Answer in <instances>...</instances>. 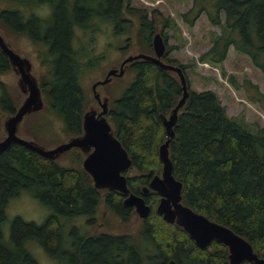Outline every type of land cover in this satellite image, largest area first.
I'll use <instances>...</instances> for the list:
<instances>
[{
  "label": "trees",
  "instance_id": "16d2710c",
  "mask_svg": "<svg viewBox=\"0 0 264 264\" xmlns=\"http://www.w3.org/2000/svg\"><path fill=\"white\" fill-rule=\"evenodd\" d=\"M0 1L16 3L0 12L1 29L27 35L44 48L41 57L48 72L40 85L49 108L72 135L82 131L87 99L82 78L95 61H83L90 53L88 47L85 45L83 54L73 43L80 30L85 34L97 31V20L110 23L114 35L136 28L138 46L150 54L154 53L153 37L159 29L167 43L164 61L185 71L190 67L169 57L178 48L169 44L171 35L167 32V28L177 26L175 20L158 10L150 16L132 0ZM192 1V8L182 13L190 28L202 14L221 28L220 33L211 31L212 45L199 61L226 76L224 62L233 46L264 73V0ZM44 5L49 11L38 13L36 9ZM126 39L122 50L133 44L131 36ZM128 69L135 71V77L112 101L108 118L133 157L129 171L140 172L128 176L129 187L144 195L152 207L149 217L143 219V228L135 237L131 233L88 232L86 227L98 223L102 200L106 211L123 221H128L135 210L124 205L122 193L95 188L83 168L81 151L73 158L79 165L68 166L13 144L0 153V264H42L27 248L32 241L44 249L53 264H169L171 260L178 264H230L225 245L214 241L207 249L199 248L182 227L157 213L160 195L156 191L143 194V187L162 172L159 148L167 139L162 114H170L183 88L176 73L152 61L136 60ZM9 70V59L0 49V74ZM229 80L235 88H244L248 98L264 109L259 84L249 77L240 82L235 75ZM188 83L190 96L180 110L170 144L174 175L183 183V202L245 237L264 257V126L230 115L215 90L197 91L189 79ZM8 99V95L2 97V107L14 114L16 107ZM24 190L50 207L51 213L42 223L15 216L7 238L6 207ZM59 217L85 218V227L62 223Z\"/></svg>",
  "mask_w": 264,
  "mask_h": 264
},
{
  "label": "rangeland",
  "instance_id": "374dc122",
  "mask_svg": "<svg viewBox=\"0 0 264 264\" xmlns=\"http://www.w3.org/2000/svg\"><path fill=\"white\" fill-rule=\"evenodd\" d=\"M134 6L147 9L149 15L152 16L154 10L160 11L163 15L171 17L175 20L177 26L167 28V32L171 35L169 44L178 46L169 53V57L176 59L177 62L190 65L186 69L190 86L197 91L213 89L220 95L222 102L226 105L230 115L244 118L247 122L264 126V109L258 103H253L247 95L244 88H235L229 80L230 75H235L240 82H243L245 77L251 78L253 82L256 79L260 88L264 92V73L257 68L251 59L245 55L235 51L234 47H230L227 59L224 62V68L227 75L224 76L222 71L211 66H206L199 61L201 55L206 52L212 45L211 31L221 32V28L212 25L208 17L203 14L190 28L183 20L182 13L188 12L193 1L185 0H132ZM15 6L16 3L0 1V12L9 6ZM49 6L44 5L36 9L38 13L49 11ZM223 19L225 15L223 14ZM137 23V22H136ZM98 30L88 31L85 34L80 30L77 39L74 40L76 49L86 53L85 45L88 47L89 55L83 58V61L88 62L90 59H95L91 68L87 69L82 78V84L85 89L86 110L92 104H96L93 95L92 85L98 79L106 76L111 67H119L123 59L129 54L141 51L136 41V28L130 33L122 35H114L113 26L101 20H97ZM11 47L22 56L28 57L34 67V74L40 82L45 79L48 72V65L43 63L41 57L44 48L36 44L27 35L12 33L8 30L1 29ZM133 38V44L125 50L121 47L127 45V37ZM135 77V71L127 69L125 75L114 77L113 80L99 86L103 96L110 97V106L115 98L121 96L123 91L130 85ZM18 75L9 70L0 74V139L5 136L3 129L5 119L10 115L8 110L2 107L1 99L8 95L9 101L16 109L23 103L25 99L24 93L18 85ZM254 78V79H253ZM45 99V97H44ZM46 101V100H45ZM20 135L25 138H32L46 147H54L57 144L66 141L72 133L66 132L63 120L52 111L46 101L45 108L37 113L28 115L22 122ZM80 154L78 149L73 150L58 159V162L68 166H78V163L73 162L75 155ZM83 162V155H82ZM82 162L80 166L82 167ZM140 174L137 170L127 172L128 176ZM151 199L154 196H149ZM8 221L4 226L6 237L10 233V221L15 216H21L26 220H33L37 223H42L51 213L50 207L41 203L36 199L30 191L24 190L22 193L10 199L6 207ZM98 223L93 227H86L88 232H112V233H131L136 236V233L143 228V220L136 212L128 221H123L121 218L106 211L105 203H102L98 212ZM62 223H72V225H80L85 227V218L67 220L65 217H59ZM27 248L42 264H53L54 262L34 241L30 242Z\"/></svg>",
  "mask_w": 264,
  "mask_h": 264
},
{
  "label": "water",
  "instance_id": "95a60500",
  "mask_svg": "<svg viewBox=\"0 0 264 264\" xmlns=\"http://www.w3.org/2000/svg\"><path fill=\"white\" fill-rule=\"evenodd\" d=\"M0 49L8 57L12 70L18 75V85L25 95L23 103L4 121L6 136L0 139V153L13 144H21L50 160H58L74 149L83 154V168L89 173L95 188L100 191L115 190L124 195V205L132 207L141 219H146L152 212L145 196L136 194L129 187L127 172L134 164L133 157L116 136L112 122L108 118L110 97L103 96L99 86L110 83L114 77L125 75L129 64L140 59L152 61L162 69L176 73L181 82L183 93L169 115L162 114L167 139L160 145L159 159L162 172L152 177L149 185L143 187V194L151 190L160 195L156 211L163 219L182 227L201 249L208 248L214 241L225 245L229 250L230 264H264V257L259 255L253 245L230 227L210 219L183 202V183L174 175V164L170 155V144L175 137L180 110L190 96L186 71L179 65L164 61L167 43L160 30L153 37L154 53L139 51L129 54L119 67H111L106 76L93 83L92 90L97 105L94 103L83 114L82 132L71 135L66 141L54 147H46L36 140L20 135L23 120L46 106L44 94L38 77L34 74L33 63L16 52L0 27ZM169 264H178L171 260Z\"/></svg>",
  "mask_w": 264,
  "mask_h": 264
},
{
  "label": "flooded vegetation",
  "instance_id": "af4514ba",
  "mask_svg": "<svg viewBox=\"0 0 264 264\" xmlns=\"http://www.w3.org/2000/svg\"><path fill=\"white\" fill-rule=\"evenodd\" d=\"M109 107H110V105H109ZM42 111V110H41ZM86 111V110H85ZM38 112H40V111H38ZM34 113H37V112H34ZM33 114V113H32ZM3 129H4V131H5V128H4V125H3ZM82 132V131H81ZM80 132V133H81ZM80 133H77V134H80ZM5 136H6V131H5ZM4 136V137H5ZM2 139V138H1ZM28 139H32V138H28ZM32 140H34V139H32ZM80 151V150H79ZM83 158H84V156H83ZM134 209V208H133ZM135 210V209H134ZM143 220V219H142ZM209 248V247H208ZM207 249V248H206Z\"/></svg>",
  "mask_w": 264,
  "mask_h": 264
},
{
  "label": "built area",
  "instance_id": "2783aa9c",
  "mask_svg": "<svg viewBox=\"0 0 264 264\" xmlns=\"http://www.w3.org/2000/svg\"><path fill=\"white\" fill-rule=\"evenodd\" d=\"M206 66H211L209 63H207V62H205L204 63ZM212 67V66H211ZM213 68H215V69H218V68H216V67H213ZM219 70V69H218Z\"/></svg>",
  "mask_w": 264,
  "mask_h": 264
},
{
  "label": "crops",
  "instance_id": "0c3cea01",
  "mask_svg": "<svg viewBox=\"0 0 264 264\" xmlns=\"http://www.w3.org/2000/svg\"><path fill=\"white\" fill-rule=\"evenodd\" d=\"M202 15H203V14H202ZM202 15H201V16H202ZM201 16H200V17H201ZM253 79H254V78H253ZM254 81H255V83H257V82H258L256 79H254ZM257 84H258V83H257ZM261 90H262V89H261ZM262 91H263V90H262Z\"/></svg>",
  "mask_w": 264,
  "mask_h": 264
}]
</instances>
